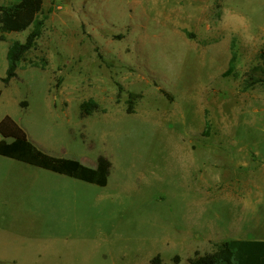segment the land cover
Here are the masks:
<instances>
[{
    "label": "rangeland",
    "instance_id": "obj_1",
    "mask_svg": "<svg viewBox=\"0 0 264 264\" xmlns=\"http://www.w3.org/2000/svg\"><path fill=\"white\" fill-rule=\"evenodd\" d=\"M42 16L0 82V120L47 154L111 168L98 186L0 156V264H188L237 239L243 203L264 192V0H44ZM29 30L0 40V78ZM256 65L263 81L245 90Z\"/></svg>",
    "mask_w": 264,
    "mask_h": 264
},
{
    "label": "trees",
    "instance_id": "obj_2",
    "mask_svg": "<svg viewBox=\"0 0 264 264\" xmlns=\"http://www.w3.org/2000/svg\"><path fill=\"white\" fill-rule=\"evenodd\" d=\"M44 0H18L13 4H0V40L4 41L6 33L22 32L30 29L23 42L13 40L9 43L6 60L7 68L0 82L6 86L16 77L17 69L26 60V55L34 49L37 39L44 27L45 16L42 13ZM260 60L264 62V48L259 53ZM235 56H232L229 67L223 75H228L234 70ZM34 67L46 66V59L41 62H29ZM262 68L256 65L245 81L244 89L247 90L255 84L262 82L260 75ZM168 96L167 92L162 91ZM1 95V90H0ZM130 98L136 95L130 93ZM133 100V99H132ZM128 100L127 112L133 110V101ZM21 105L25 106L26 102ZM98 104L89 99L80 106L81 116H89L96 111ZM0 156L36 166L51 172L66 175L87 183L105 186L108 182L111 163L100 155L95 167H89L72 158L56 157L36 147L27 137L26 132L11 117L5 116L0 120ZM178 257H176L177 259ZM178 260V259H177ZM152 264H160L158 256L151 260ZM188 264H264V240L228 239L214 244V249L203 255L195 253L189 258Z\"/></svg>",
    "mask_w": 264,
    "mask_h": 264
},
{
    "label": "crops",
    "instance_id": "obj_3",
    "mask_svg": "<svg viewBox=\"0 0 264 264\" xmlns=\"http://www.w3.org/2000/svg\"><path fill=\"white\" fill-rule=\"evenodd\" d=\"M261 197H264V192L260 194L255 193L254 200H250L249 202L245 201L243 203L244 208L240 212V218L238 219V222L235 223L234 227H232V230L234 232L232 233L236 235L235 237H237V239L264 240V233H259L260 231H262V229H264V220L259 217L260 210L258 207L259 202L262 200ZM252 226H255V232H251L252 228L250 227ZM258 228H260L261 230H259ZM251 233H253L254 235H252Z\"/></svg>",
    "mask_w": 264,
    "mask_h": 264
}]
</instances>
